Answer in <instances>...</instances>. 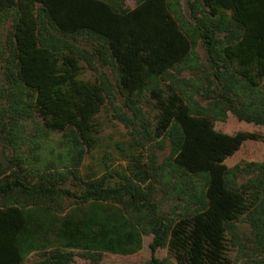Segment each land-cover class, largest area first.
<instances>
[{
	"label": "trees",
	"instance_id": "trees-1",
	"mask_svg": "<svg viewBox=\"0 0 264 264\" xmlns=\"http://www.w3.org/2000/svg\"><path fill=\"white\" fill-rule=\"evenodd\" d=\"M127 1L0 0V22L11 15L15 22L13 67L8 87L0 89V142L14 151L18 166L9 173L0 164V264H23L33 252L44 253L49 264H69L74 251L96 260L129 256L142 247V229L155 233L152 252L166 246L176 264H232L230 247L244 251L237 222L254 227L257 247L244 254L264 264V169L239 185L245 169L225 164L264 135L215 128L227 110L264 127V0H186L191 19L181 0H138L133 8ZM52 29L90 33L100 45L89 52ZM200 45L220 86L206 95V107L197 99L203 88L180 77L199 60ZM94 58L116 69L127 108L144 118L141 130L127 115L122 120L144 140L169 142L171 170L133 156L129 175L117 173L115 183L109 174L77 191L68 186L82 183L78 168L97 146L95 119L109 96L99 81L81 79L82 63L93 67ZM141 104L155 112L153 123ZM32 117L46 134H62L58 150L29 139L22 122ZM174 178L193 190L198 207L170 220L152 192L158 179ZM64 201L74 209L65 212ZM160 263L154 257L149 264Z\"/></svg>",
	"mask_w": 264,
	"mask_h": 264
},
{
	"label": "rangeland",
	"instance_id": "rangeland-1",
	"mask_svg": "<svg viewBox=\"0 0 264 264\" xmlns=\"http://www.w3.org/2000/svg\"><path fill=\"white\" fill-rule=\"evenodd\" d=\"M138 0H128L126 6L133 8ZM183 11L187 19H191V13L186 0H181ZM15 14V12L13 11ZM14 16L3 19L0 22V43L3 47L4 54L0 56V89L8 87L6 75L11 62V41H13V32L15 28ZM53 33L63 40H66L81 47L89 52L100 44L96 38L90 33H80L75 36L63 35L59 30L52 29ZM199 60L192 63L184 73L180 75L182 78L191 79L193 83H198L203 88L202 94L197 96L198 101L203 107L208 106L209 102L206 98L209 91L218 92L220 86L214 78V65L208 58L206 50L200 45L197 48ZM10 61V63L8 62ZM83 80H97L106 87L105 105L101 112L97 115L95 121L100 125V134L96 148L85 156L84 161L78 168L82 183L71 180L68 184L73 190H78L83 186V182L97 180L104 176L112 175L109 179L110 183L117 181V173H126L129 175V165L133 156L140 157L145 164H153L162 171L171 170L174 167L170 159L171 148L168 141L144 140L141 132H135L134 127L129 123H125V115L137 124L139 130L142 128V120L144 118H135L132 112L127 108V100L119 91L117 71L110 65H103L101 61L94 58V66H89L83 62ZM149 92L146 93L148 98ZM143 113L153 123L155 112L151 106L140 105ZM215 123L218 131L234 134L240 131L257 132L264 135V127L255 126L246 122H241L229 110L225 111ZM25 127L26 135L29 139L38 137L39 140L46 143H52L50 147L58 150L62 134L50 133L46 134V128L38 117H32L22 122ZM49 147V149H50ZM48 149V150H49ZM22 155H29V143L25 144ZM14 151L5 148L0 142V164L8 169V172L17 169V165L13 162ZM225 164L228 168H234L239 165L245 169L244 173L237 179L238 184H243L250 178L257 177L263 173L264 169V142L248 141L243 144L241 149L233 156L229 157ZM160 179L162 177L160 176ZM154 183L152 198L158 205L161 214L168 219H175L194 211L198 207V199L195 197L193 190L187 187L179 179H171L170 181H161ZM75 206L73 201H64L62 209L68 212L71 207ZM126 213L130 210L126 208ZM236 230L241 239L244 251L240 250V246H232L229 250V257L232 264H258L255 263L259 257L249 258L244 253H252L251 248L257 247L256 233L254 227L248 222H237ZM142 247L133 255H111L104 254L100 259L95 257L85 258L86 254L74 251L75 258L69 264H149L155 257L160 260V264H176L168 255L167 247L161 246L157 248L155 253L152 252L151 246L155 243V233L151 229H142ZM23 264H49L44 253L33 252L24 261Z\"/></svg>",
	"mask_w": 264,
	"mask_h": 264
}]
</instances>
